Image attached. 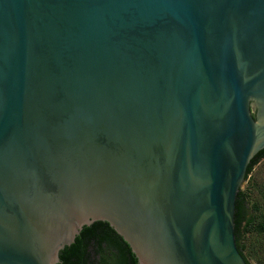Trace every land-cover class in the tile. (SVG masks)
I'll return each mask as SVG.
<instances>
[{
	"label": "water",
	"instance_id": "95a60500",
	"mask_svg": "<svg viewBox=\"0 0 264 264\" xmlns=\"http://www.w3.org/2000/svg\"><path fill=\"white\" fill-rule=\"evenodd\" d=\"M264 0H0V264L107 221L139 264H248Z\"/></svg>",
	"mask_w": 264,
	"mask_h": 264
},
{
	"label": "trees",
	"instance_id": "16d2710c",
	"mask_svg": "<svg viewBox=\"0 0 264 264\" xmlns=\"http://www.w3.org/2000/svg\"><path fill=\"white\" fill-rule=\"evenodd\" d=\"M263 158L264 148L251 159L246 178ZM235 204L236 244L247 263L252 264L244 253L241 239L252 229L264 234V211L255 222L256 217L248 207L242 188L237 193ZM252 206L257 208L254 203ZM60 260L58 264H139L128 242L107 221L100 220L85 225L75 241L60 251Z\"/></svg>",
	"mask_w": 264,
	"mask_h": 264
},
{
	"label": "rangeland",
	"instance_id": "374dc122",
	"mask_svg": "<svg viewBox=\"0 0 264 264\" xmlns=\"http://www.w3.org/2000/svg\"><path fill=\"white\" fill-rule=\"evenodd\" d=\"M250 211L259 219L264 211V158L254 166L241 186ZM256 204L257 208L252 205ZM244 253L252 264H264V234L256 229L244 233L241 239Z\"/></svg>",
	"mask_w": 264,
	"mask_h": 264
}]
</instances>
